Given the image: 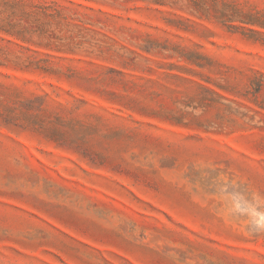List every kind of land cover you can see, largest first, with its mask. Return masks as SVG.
<instances>
[{"label":"rangeland","instance_id":"obj_1","mask_svg":"<svg viewBox=\"0 0 264 264\" xmlns=\"http://www.w3.org/2000/svg\"><path fill=\"white\" fill-rule=\"evenodd\" d=\"M264 0H0V264H264Z\"/></svg>","mask_w":264,"mask_h":264},{"label":"clouds","instance_id":"obj_2","mask_svg":"<svg viewBox=\"0 0 264 264\" xmlns=\"http://www.w3.org/2000/svg\"><path fill=\"white\" fill-rule=\"evenodd\" d=\"M254 220L249 225V229L254 233L264 232V212L253 211Z\"/></svg>","mask_w":264,"mask_h":264}]
</instances>
